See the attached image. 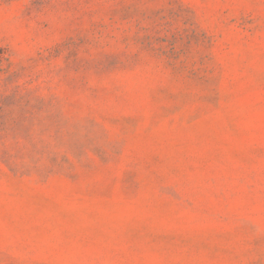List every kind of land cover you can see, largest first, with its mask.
<instances>
[{
    "label": "rangeland",
    "instance_id": "374dc122",
    "mask_svg": "<svg viewBox=\"0 0 264 264\" xmlns=\"http://www.w3.org/2000/svg\"><path fill=\"white\" fill-rule=\"evenodd\" d=\"M0 264H264V0H0Z\"/></svg>",
    "mask_w": 264,
    "mask_h": 264
}]
</instances>
